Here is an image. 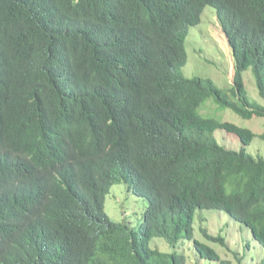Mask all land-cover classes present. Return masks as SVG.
<instances>
[{
	"label": "trees",
	"instance_id": "16d2710c",
	"mask_svg": "<svg viewBox=\"0 0 264 264\" xmlns=\"http://www.w3.org/2000/svg\"><path fill=\"white\" fill-rule=\"evenodd\" d=\"M206 6L231 51L230 90L182 75ZM248 70L264 102V0H0V264H186L153 238L230 264L194 239L198 210L225 213L264 250V157L245 148L264 132L198 113L212 98L264 119ZM121 181L145 201L135 226L105 212Z\"/></svg>",
	"mask_w": 264,
	"mask_h": 264
},
{
	"label": "rangeland",
	"instance_id": "374dc122",
	"mask_svg": "<svg viewBox=\"0 0 264 264\" xmlns=\"http://www.w3.org/2000/svg\"><path fill=\"white\" fill-rule=\"evenodd\" d=\"M185 50L187 61L182 68V75L185 78L210 79L219 88L225 90L232 88L231 51L227 38L217 22L213 7L206 6L199 24L189 28L185 39ZM243 78L249 98L263 105L264 102L257 92L251 71H246ZM198 113L203 118L227 121L249 129L256 135L264 132V119L256 117L250 120L242 119L231 110L218 105L212 98L199 106ZM214 137L219 145L227 149L239 151L242 148L238 137L224 130L214 132ZM245 148L251 155L264 157V142L258 137ZM104 207L111 220L121 222L124 216H129L131 225L135 226L137 218L145 209V201L129 191L126 183L121 181L106 195ZM202 229L212 236L221 235L225 238V246L208 240ZM193 237L215 249L222 261L230 264H260L264 259V250L251 240L248 231L220 211L198 210L194 218ZM149 246L165 253L177 251L185 257L186 264H219L200 259L192 241L180 239L174 248L161 238H153Z\"/></svg>",
	"mask_w": 264,
	"mask_h": 264
},
{
	"label": "water",
	"instance_id": "95a60500",
	"mask_svg": "<svg viewBox=\"0 0 264 264\" xmlns=\"http://www.w3.org/2000/svg\"><path fill=\"white\" fill-rule=\"evenodd\" d=\"M232 59V58H231ZM232 62V70H233V72H234V65H233V60H231Z\"/></svg>",
	"mask_w": 264,
	"mask_h": 264
},
{
	"label": "clouds",
	"instance_id": "9594fccd",
	"mask_svg": "<svg viewBox=\"0 0 264 264\" xmlns=\"http://www.w3.org/2000/svg\"><path fill=\"white\" fill-rule=\"evenodd\" d=\"M125 182V181H124ZM126 183V182H125ZM127 186V185H126ZM128 187V186H127Z\"/></svg>",
	"mask_w": 264,
	"mask_h": 264
}]
</instances>
